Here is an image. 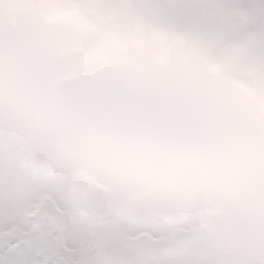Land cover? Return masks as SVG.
Segmentation results:
<instances>
[{
    "label": "flooded vegetation",
    "instance_id": "1",
    "mask_svg": "<svg viewBox=\"0 0 264 264\" xmlns=\"http://www.w3.org/2000/svg\"><path fill=\"white\" fill-rule=\"evenodd\" d=\"M210 1L198 0L196 5L203 23L213 21L221 31L229 23L249 21L246 29L254 31L223 69L214 71L208 54L184 47L188 40L172 45L170 36L161 57L167 63L158 66L161 48H151L149 78L142 77L146 65L136 62V72L129 70L132 76L111 73L112 83L105 89L109 95L165 101L223 132L237 158L229 185L218 191L169 194L108 179L54 153L50 167L36 168H54L58 190L53 202L39 201L37 210L53 226L45 249L60 264H264V0ZM72 2L65 12L75 10ZM27 4L0 0L2 17L25 21L31 11ZM88 66L82 63L83 71ZM160 70H166L167 79L156 77ZM161 82L166 86L159 90ZM84 185L89 187L86 196ZM45 204L55 209L53 221L44 216ZM141 237L150 245L145 263L139 262L142 248L136 246Z\"/></svg>",
    "mask_w": 264,
    "mask_h": 264
},
{
    "label": "rangeland",
    "instance_id": "2",
    "mask_svg": "<svg viewBox=\"0 0 264 264\" xmlns=\"http://www.w3.org/2000/svg\"><path fill=\"white\" fill-rule=\"evenodd\" d=\"M68 1L27 0L25 8L31 11L22 22L6 20L2 17L5 12H0V54L43 74L56 86L65 82L80 93L111 94L105 89L112 83L110 74L132 76L129 70L136 72L132 65L136 62L146 65L141 68L142 77L149 78L151 48H161L158 66L167 63L161 57L174 27L183 31L184 41L188 40L184 47L208 54L209 61L228 38L251 24L233 22L221 31L210 29L195 20L198 0H73L75 10L65 12ZM10 9L13 7L6 8ZM90 40L100 43V51L83 72L78 53ZM156 77L165 80L168 74L160 70ZM165 86L161 82L158 89ZM39 151L54 154L49 133L10 106H0V239L40 228L43 247L47 248L53 235L51 222L40 213L36 224L25 217L28 204L53 202L58 190L54 168L38 172L31 164V157Z\"/></svg>",
    "mask_w": 264,
    "mask_h": 264
},
{
    "label": "clouds",
    "instance_id": "3",
    "mask_svg": "<svg viewBox=\"0 0 264 264\" xmlns=\"http://www.w3.org/2000/svg\"><path fill=\"white\" fill-rule=\"evenodd\" d=\"M4 105L43 127L59 158L114 181L183 195L221 190L237 168L223 132L165 101L80 93L0 54Z\"/></svg>",
    "mask_w": 264,
    "mask_h": 264
},
{
    "label": "water",
    "instance_id": "4",
    "mask_svg": "<svg viewBox=\"0 0 264 264\" xmlns=\"http://www.w3.org/2000/svg\"><path fill=\"white\" fill-rule=\"evenodd\" d=\"M254 31L246 30L238 35L231 38L228 42H226L219 50H217L211 57V66L214 70L219 71L223 69L231 59L239 53L248 43V41L252 38ZM181 37L180 31H176V35L172 37L173 42ZM99 50V43L96 41H90L81 51L80 55L84 59L85 63H88L94 54ZM237 80L234 79V82ZM215 80L211 81L206 86L214 83ZM33 161L39 166H50L52 164V159L49 158L45 153H38L33 157ZM88 189L87 186L83 187V192ZM47 212L46 216L55 217L53 215L54 211L51 207H46ZM138 239L137 245L141 246L142 251L139 253V262L143 263L150 259V245L148 242H144Z\"/></svg>",
    "mask_w": 264,
    "mask_h": 264
},
{
    "label": "snow or ice",
    "instance_id": "5",
    "mask_svg": "<svg viewBox=\"0 0 264 264\" xmlns=\"http://www.w3.org/2000/svg\"><path fill=\"white\" fill-rule=\"evenodd\" d=\"M41 231L37 228L27 234H9L0 239V264H60L58 258L43 247Z\"/></svg>",
    "mask_w": 264,
    "mask_h": 264
}]
</instances>
